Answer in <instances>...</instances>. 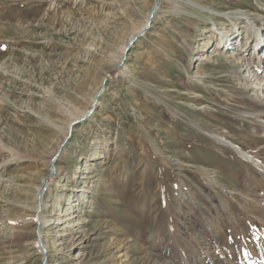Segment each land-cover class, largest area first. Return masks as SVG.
<instances>
[{
	"label": "rangeland",
	"instance_id": "1",
	"mask_svg": "<svg viewBox=\"0 0 264 264\" xmlns=\"http://www.w3.org/2000/svg\"><path fill=\"white\" fill-rule=\"evenodd\" d=\"M189 1L0 0V264H41L49 164L50 264H264V0Z\"/></svg>",
	"mask_w": 264,
	"mask_h": 264
},
{
	"label": "bare ground",
	"instance_id": "2",
	"mask_svg": "<svg viewBox=\"0 0 264 264\" xmlns=\"http://www.w3.org/2000/svg\"><path fill=\"white\" fill-rule=\"evenodd\" d=\"M157 1H159V0H157ZM163 1V0H162ZM167 2H169L170 4H172V2L174 1V0H166ZM160 2H161V0H160ZM189 3H190V5L192 6V7H195V9L196 10H198L200 13H202V14H207V15H211V16H217V14H213V13H211V8L210 7H208V6H204V5H201V4H199V3H196V2H194V1H189ZM173 5H171L170 6V8L172 7ZM157 13V11H155V14ZM237 16V15H239L238 13H234V14H231V13H227V14H223L222 15V17H224V18H231L232 16ZM238 19H241V17L239 16V17H237ZM235 22L237 21L236 19H233ZM148 24V23H147ZM234 24V23H233ZM236 25V24H235ZM216 30H221V29H216ZM207 32V31H206ZM138 35V34H137ZM137 35H133L130 39H129V43L133 40V38H135ZM218 35H220L221 37H220V39H219V43H220V40H222V43L224 44V41H225V45H226V41H230L231 42V39L230 38H233V36L232 37H229V35H228V33H227V31H224V30H221L220 31V33H218ZM217 35V36H218ZM210 39V38H209ZM209 39H206L204 42H203V46H207L208 45V43H209ZM250 38H248L247 39V41L249 40ZM234 40H236L235 38H234ZM254 41V40H253ZM259 42H261V45L263 44V42H264V38H262V39H258V41H257V46H258V48H259ZM221 43V44H222ZM246 42L244 41V43L242 44V47L239 49V51H237V53L238 52H240L241 54H243L245 51H246ZM128 46V45H127ZM126 46V47H127ZM126 49V48H125ZM215 53H214V55L213 56H210V57H208V58H203L202 60H209L210 58H214V57H216V56H218V53H217V51H214ZM231 56V58L233 57L232 55H230ZM230 58V57H229ZM236 59H237V57H236ZM233 63H235L236 64V61L234 60V61H232ZM118 66H119V64L117 65V67L116 68H118ZM239 66V62H237V64H236V67H238ZM116 68H114L113 69V71L111 72V73H113V72H115V70H116ZM258 70V69H257ZM110 73V74H111ZM109 74V75H110ZM229 79V77H226L224 80H225V82L226 81H229L228 80ZM243 81H244V83H249V82H251V80L249 79V78H243ZM103 83V82H102ZM264 77L263 78H261L260 79V81H259V83L254 87V89H256L257 91H259L260 89H261V91L260 92H252L251 93V95L252 96H264ZM262 85V86H261ZM100 88V87H99ZM95 89V93H94V96L92 97V99H91V101H90V104H89V107L84 111V112H82V114H81V118L80 119H82V118H84V117H87V113L93 108V106L95 105V100H96V98L98 97L97 95H99L100 93H101V89ZM97 96V97H96ZM262 107V106H261ZM80 117V116H79ZM78 118V117H77ZM79 119V120H80ZM74 122V121H73ZM72 122V123H73ZM72 123H71V125H72ZM71 127V126H70ZM68 134H69V127L67 128V131L65 132V138L66 137H68ZM64 140H62V143H60L59 145H58V148H57V150L58 151H60L61 150V147L63 146V144H64V142H63ZM57 150H56V152H57ZM237 150V149H236ZM55 152V153H56ZM240 152V151H239ZM238 152V153H239ZM240 155H242L243 156V153L242 154H240ZM245 159V158H244ZM53 160V159H52ZM248 160V159H247ZM246 160V161H247ZM54 161V160H53ZM252 163V162H251ZM256 165V164H255ZM259 167H261V166H259ZM263 167V169H264V166H262ZM87 169V171H86V173L85 174H87V176H84V177H82V178H87V179H90L91 177L89 176L88 177V174H90L91 172V170H92V167H87L86 168ZM78 170V169H77ZM47 174H48V176H47V179H46V182H45V177H42V182H41V185L39 186V187H37V194L35 195V201H36V208H35V212H34V216L36 215V217H34V220H35V222H36V232H37V234H36V240H35V244L37 245V249H38V251H39V253H40V255H41V257L43 258V257H45V256H47L48 254H49V251H48V248H47V245L44 243V241H43V234H42V230H43V228H44V225H45V222H44V220H43V217H42V212H43V210H44V207H45V205H44V201H43V196L45 195V193L43 194V188L44 187H47V182L49 183L51 180H55V178L57 177V175L59 174V170L57 169V166H55V170L51 167V165L49 164V169H48V172H47ZM79 178L81 177V176H78ZM43 194V195H42ZM39 195H40V197H39ZM42 195V196H41ZM39 206H40V208H39ZM38 212V213H37ZM75 212L74 211H72V212H67V213H65V215L63 214V216H66L67 217V219H70V218H72L73 217V214H74ZM72 216V217H71ZM40 243V244H39ZM109 243V242H108ZM124 248H125V244H124V242L123 241H121V240H117L116 242H113V241H111L108 245H106L102 250H101V253H102V255H101V257L99 258V260L97 261V262H95V264H129L128 262H127V257L124 255V254H121L122 252H123V250H124ZM43 249L45 250V252H43ZM112 249H114V250H112ZM46 264H50V262H47ZM86 264V263H85Z\"/></svg>",
	"mask_w": 264,
	"mask_h": 264
},
{
	"label": "water",
	"instance_id": "3",
	"mask_svg": "<svg viewBox=\"0 0 264 264\" xmlns=\"http://www.w3.org/2000/svg\"><path fill=\"white\" fill-rule=\"evenodd\" d=\"M154 18V13H152L151 15H150V17H149V21H148V24L146 25V27L135 37V38H133V40L128 44V46L126 47V50H125V53L129 50V48H130V46L135 42V41H137L138 39H139V37H141V35L143 34V33H145L146 31H147V29H148V27H149V25H150V23H151V21H152V19ZM124 60H125V57H124V59L123 60H121L120 61V64H119V66H118V68H116V70H115V72H119L121 69H122V67H123V63H124ZM110 77H111V74L110 75H108V76H106L105 78H104V80H103V83H102V90L105 88V84H106V82L110 79ZM95 109H96V105H94L93 106V108L87 113V117H89L91 114H92V112L93 111H95ZM87 117H84V118H82V119H80V120H75L73 123H72V125H71V127L69 128V135H68V137H67V139L64 141V143H66L67 141H68V139L70 138V136H71V132L73 131V127L76 125V124H79L80 122H82L84 119H86ZM59 155V152H57V154H56V156L53 158V160H55V158L57 157ZM46 188L47 187H44L43 188V194H44V192L46 191ZM42 194V195H43ZM41 195V196H42ZM39 197H40V195H39ZM40 244V243H39ZM43 252H45V250L43 249ZM47 263V258L46 257H44V258H41V264H46Z\"/></svg>",
	"mask_w": 264,
	"mask_h": 264
}]
</instances>
